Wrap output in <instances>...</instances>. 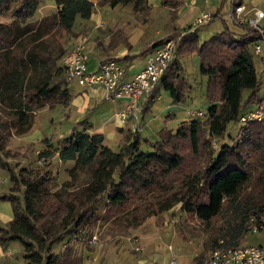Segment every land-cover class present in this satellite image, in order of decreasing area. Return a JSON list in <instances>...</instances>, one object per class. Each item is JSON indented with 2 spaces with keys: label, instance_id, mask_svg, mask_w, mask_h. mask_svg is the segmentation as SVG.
<instances>
[{
  "label": "trees",
  "instance_id": "1",
  "mask_svg": "<svg viewBox=\"0 0 264 264\" xmlns=\"http://www.w3.org/2000/svg\"><path fill=\"white\" fill-rule=\"evenodd\" d=\"M39 4V0H0V14L12 13L11 21L0 22V103H6L19 125L46 105L66 104L70 99L59 64L62 51L55 55L52 39L71 34L77 18L90 19L96 6L130 7L140 17L150 12L149 0H100L98 4L57 0L55 13L31 21ZM162 5L176 12L182 1L162 0ZM217 19L224 21L225 30L210 40L200 42L202 27L182 37L175 60L143 105L141 123L135 132L126 133L119 152L106 144L104 135L88 133L86 120L79 123L83 130L75 129L58 141L55 151L59 164L73 163L67 167L71 180L60 190L51 192L47 171L25 179L3 155L0 140V168L8 172L12 183L10 192L0 200L10 202L13 208V219L0 229L4 248L20 242L24 264H81L71 243L99 218L97 211L102 204L110 218L134 211L126 216L128 228L142 226L149 218L180 204L204 223L224 215L223 235L211 236L206 249L212 251L221 242L229 248L244 244L251 216L264 215V125L240 121L247 108L261 100L263 83L250 51L261 36L254 29L232 31L221 10L212 22ZM189 29H176L138 55L117 60L131 62L146 57ZM192 55L199 56L200 74L208 79L204 117L181 122L177 130L162 129L159 141L144 140L152 151L143 150L145 116L161 88L170 92L175 102L183 101L184 93L193 89L182 63ZM245 91H250L248 98H244ZM230 124L240 125L234 135L228 132ZM226 137L230 143L216 149L214 142ZM51 156L48 151L41 158ZM81 173L86 175L85 183L79 191H70ZM51 200L66 212L55 230L45 221L49 212L46 205ZM67 236H71L69 245L58 253L57 246Z\"/></svg>",
  "mask_w": 264,
  "mask_h": 264
},
{
  "label": "rangeland",
  "instance_id": "2",
  "mask_svg": "<svg viewBox=\"0 0 264 264\" xmlns=\"http://www.w3.org/2000/svg\"><path fill=\"white\" fill-rule=\"evenodd\" d=\"M181 1L182 6L179 8L181 15L179 14L178 19L183 17L192 7V0ZM206 1L209 2V5L208 3L206 4ZM196 2L195 7L201 12L193 18H189L187 22L177 23L179 30H184L191 26L203 13L214 15L221 10V14L226 16L234 7L235 0H196ZM243 2L248 9L264 10V0H243ZM39 3V9L31 21L42 19L57 10V0H39ZM150 5L152 6V15L149 21L146 20V16L150 17V14L133 19L138 25L139 23L148 25L149 28L145 31L147 39L158 40L168 32H171L169 27L173 29L177 11L170 13L168 8L162 5V0H150ZM99 7L101 8L100 10H98ZM96 9L99 12L107 11L112 13L114 11L109 6H96ZM115 11L123 14V16L133 17V11L130 7H119ZM11 14H0V22L7 23L11 21ZM225 20L232 31H243V29L236 27L227 16ZM75 25L76 28H79L80 22ZM262 25L264 26V22ZM202 28L200 33L201 43L223 32L225 24L221 19H217ZM174 30L176 29L174 28ZM80 31H82L80 36L86 39L89 37L87 35L88 31L82 29ZM125 32L120 31L119 34L116 33L114 36L118 40L117 43L122 44L130 54L141 52L148 45L140 43L136 48L130 47L128 39L121 38ZM80 36L72 38L70 34H66L62 38L56 36L52 39L51 42L53 45L55 44V55L57 56L62 51V56L64 57ZM87 44L89 45V39ZM262 46L263 49L260 54H256L254 48L250 47L259 78L263 83L259 93L260 96L264 95V44ZM30 47L28 44L27 48ZM89 52L91 53V50ZM194 56L195 59L200 60L198 55ZM141 61L143 62L144 60H138L136 64H140ZM95 63V59L92 58L89 67H92ZM185 63L186 77L193 85V89L184 93L183 101L175 102L170 92L161 88L158 98L145 116L144 125L146 127H143L144 130L141 134L143 150L152 151L151 146L144 142L145 139L153 143L157 142L160 140L159 134L162 129L177 130L181 122L189 119V112L202 111L205 113L206 111L208 106L206 97L208 79L200 74V61L199 64H196V61L192 63V59H189ZM59 64L61 65V62ZM67 88L70 94L73 88H70L69 85H67ZM249 95L250 91H245L244 98H248ZM71 96L70 94V98ZM70 101L68 99L66 104L46 105L31 114L30 119L23 125L17 123L15 115L6 103L4 105L0 103V140L3 155L18 171H21L25 179L34 177L39 172H49L51 175V192L60 190L67 181L71 180L67 172L69 168L67 167H72L73 163L60 165L55 151L58 141L70 135L73 132L71 131L72 127L76 125L75 122L67 124L70 117L67 114L68 109L63 108V106H67ZM251 106H255V104ZM170 113L171 116L168 117ZM78 116V114H74L71 119L74 121ZM239 127V124H230L228 132L234 135ZM225 142L230 143V139L226 137L224 140L214 142V145L216 149H219ZM107 144L115 152L120 151L117 142H107ZM48 151H51L53 156L45 159L41 158V155ZM78 178L74 182L75 186L70 191H79L78 188L85 183L86 175L84 173H81ZM11 189L12 183L8 172L0 168V196L9 193ZM104 205H99L97 211L99 218L94 220L93 225L81 232L78 237L79 240H73L71 243L73 244L75 255L81 260V264H168L174 257H176L179 264H196L209 256L211 249H206L207 240L211 236L221 238L225 231L223 230L225 222H227V216L223 215L221 218L204 223L197 216L184 211L183 206L180 204L159 217L149 218L142 226L128 228L126 227V216L131 213H123L115 218H110V216L106 215ZM59 206V203L55 200H51L46 205V209L49 212L45 221H50V225L54 227V230L60 228L61 217L66 215V212H62ZM10 214L13 216L11 203L0 200V229L6 228L12 220L9 216ZM70 239L71 236H67L62 244L57 246L58 253L66 249ZM244 245H264V234L248 233L245 237ZM170 248L172 249L170 250ZM0 264H24L22 244L18 241H13L7 248L0 244Z\"/></svg>",
  "mask_w": 264,
  "mask_h": 264
},
{
  "label": "built area",
  "instance_id": "3",
  "mask_svg": "<svg viewBox=\"0 0 264 264\" xmlns=\"http://www.w3.org/2000/svg\"><path fill=\"white\" fill-rule=\"evenodd\" d=\"M193 3L196 0H192ZM211 13L201 14L180 36L174 37L164 45L148 54L146 63L140 72L130 77L127 67L121 61L108 58L101 61L97 70L90 71V52L87 39L79 37L72 48L61 60L62 67L69 86H78L86 90L103 91L108 100H127V106L115 114V120L126 126L133 119H140L144 102L155 90L168 67L175 60L178 45L182 37L188 31H194L200 27L209 25L213 21ZM233 24L243 30L254 29L261 38L252 43L256 54H260L264 44V11L251 8L242 0H235L234 7L226 15ZM224 15V17H226ZM190 119L203 118L205 113L190 112ZM241 123L259 122L264 125V95L259 103L249 106L240 118ZM136 130H134L135 132ZM247 233L264 234V215L251 216L248 222ZM222 244L213 249L209 256L196 264H264V245L226 247ZM172 248H170L171 250ZM168 264H179L176 257Z\"/></svg>",
  "mask_w": 264,
  "mask_h": 264
},
{
  "label": "crops",
  "instance_id": "4",
  "mask_svg": "<svg viewBox=\"0 0 264 264\" xmlns=\"http://www.w3.org/2000/svg\"><path fill=\"white\" fill-rule=\"evenodd\" d=\"M91 1H93L95 4H98L100 0H91ZM196 3L197 2L195 3L192 2L191 10L190 11L188 10L185 13V15L181 17L180 19H178L180 10L177 9V15L174 19V25H173L174 27L173 29L169 27V31L171 32H168L165 36L171 35L174 31V28L178 29L177 23L182 24L183 21L187 22L189 18H193L199 12H201L197 10V8L195 7ZM207 3L209 5L208 1H206V4ZM119 7H122V6H119ZM119 7L114 8V11L112 13H108L107 11L99 12L98 10L101 9L99 7V9L98 8H97L98 10L96 9V11L94 12V14L92 15L90 19H82L81 17H78L76 20V23L80 22V26L79 28H76V25H75L70 35L73 38V37L81 35L80 34L82 32L80 31L81 29L88 31L87 33V35L89 36L87 38V40L89 39L88 47H89V50H91L90 61L92 58H94L96 61V63L93 64L92 67H89L90 71L97 70L99 63L105 59H108V58L123 59L127 56H134L140 53L139 51V52H135L134 54H130L128 50L122 44L117 43L118 40L116 39L114 35L116 33L119 34L120 31H126L125 34L121 36V38L128 39V42L130 43L129 44L130 47L133 46L134 48H136L140 43L148 44L146 46L148 47L152 45L153 43L165 38V36H162L158 40L147 39L145 31H147V29L149 28L148 25H146V23H139V25L135 23L133 18L137 19L138 16L134 13H133V17L132 16L127 17L115 11ZM149 8H150V12H149L150 17H146V20L148 21L152 15L151 13L152 6L150 5V0H149ZM168 11L170 13L172 12L170 9H168ZM42 19H39L37 21H40ZM143 40L144 42H142ZM189 59H192V63L196 61V64H199L200 60L195 59V56L192 55L182 60L183 66L186 60H189ZM138 60H144V61L143 62L141 61L140 64H136ZM121 62L124 63V65L127 67L128 74L130 77H132L138 72H140L141 69H143L146 63V59L145 57H142V58L139 57L135 60H132L131 62L122 61V60ZM90 65L91 64L89 63V66ZM69 87L73 88L70 91V94L72 95L70 98L71 101L68 102L67 106H63V108L68 109L67 114L70 117V119H68L69 122H67V124L72 123V122H75L76 124L75 127H72L71 131H74L75 129L83 130L85 127L80 126L79 123L86 120L88 124V127L86 130L88 131V133L102 134L106 138V144L107 142H110V143L117 142L121 149L126 133L129 131L134 132V130H136L138 125L141 123V118L133 119L129 121L126 126H121L115 120V114L127 106L128 104L127 100H119V101L108 100L106 97V94L103 91L86 90L78 86H69ZM74 114H78L79 116L77 117L76 120L73 121L71 118ZM170 116H171V113L168 115V117ZM189 120H191L190 115H189V119H186V121L184 122H187ZM143 127H146V126L144 125ZM143 130L144 128H142V131ZM171 130H174V129H171ZM142 131H141V134H142ZM9 216L11 217V219H13L12 214H10Z\"/></svg>",
  "mask_w": 264,
  "mask_h": 264
}]
</instances>
